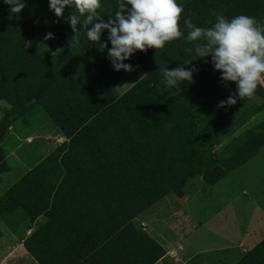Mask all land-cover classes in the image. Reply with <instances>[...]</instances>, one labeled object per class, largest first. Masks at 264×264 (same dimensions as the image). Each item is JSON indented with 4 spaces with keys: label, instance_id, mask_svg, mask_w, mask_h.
Here are the masks:
<instances>
[{
    "label": "trees",
    "instance_id": "16d2710c",
    "mask_svg": "<svg viewBox=\"0 0 264 264\" xmlns=\"http://www.w3.org/2000/svg\"><path fill=\"white\" fill-rule=\"evenodd\" d=\"M177 2L184 8L179 21L184 36L158 50H137L124 61L133 67L138 65L144 75L121 95L113 85L101 81L105 72L108 75V71L103 70L111 65L107 49L102 50L101 44L100 57L95 42L79 50L91 56L96 61L95 66L101 62V67L94 73L86 69L84 79L67 75L63 86L57 84L55 96H70L69 103H75L76 107L50 102L54 95L48 89L49 79L54 77L41 76L39 70L26 82L13 76L7 90L1 77L6 73L14 74L18 65L13 64L8 72H4L8 51L2 52L0 42V100L10 105L8 109L0 108V142L10 124L27 113L28 106L30 110L31 107L37 110L36 106L41 107L44 103L41 109L67 140L34 168L49 167V163L54 162L56 166L51 168H57L61 180H54L52 186L68 180L84 181L92 186L90 199L101 202V215L110 218L112 226L118 222L131 225V219L139 211L168 192L182 194L188 179L195 175L215 183L228 171L249 161L264 144V125H261L248 130L241 137L242 141L226 142L216 154L210 150L211 146L221 144L219 128L226 136L231 135L254 113L264 109V84L258 86L250 99H237L234 105L217 107L219 101L236 93V85L234 82L221 83V73L214 70L210 62L205 63L204 59L192 61L198 70L193 73L192 82L184 81L179 88L166 87L161 73L163 68L171 70L181 66L193 55L189 48L194 47V42L189 43L184 38L189 31L185 19L190 18L198 27H210L216 21L215 11L226 18L248 15L264 24V0ZM116 6L117 0H101L97 12H101V17L107 21ZM14 24L8 8L0 2V35L11 25L18 31ZM104 31L102 35L106 36L101 35V41L110 48L108 31ZM24 43L20 46L26 48ZM43 43L44 40H38L35 48ZM40 49L44 47L41 46L39 52ZM36 54L27 57L29 64H37ZM40 55V58L45 57V54ZM205 59L210 61L211 57ZM120 72L123 75L126 71ZM16 185L1 195V199H6ZM45 198L49 201V193ZM139 232L153 242L143 231ZM25 244L29 245V242L25 241Z\"/></svg>",
    "mask_w": 264,
    "mask_h": 264
},
{
    "label": "crops",
    "instance_id": "0c3cea01",
    "mask_svg": "<svg viewBox=\"0 0 264 264\" xmlns=\"http://www.w3.org/2000/svg\"><path fill=\"white\" fill-rule=\"evenodd\" d=\"M79 30L81 38L72 45L71 26L59 28L45 44L86 55L79 51L87 45L86 31ZM15 122L0 142L18 140L8 154L21 166L5 182L6 155L0 153L5 165L0 170V199L17 184L0 200V224L6 226L0 229V264H264L262 175L238 189L225 182L235 168L215 183L195 175L182 194L168 192L139 211L131 225L112 226L110 218L101 215V202L90 199L92 186L79 180L52 186L54 180H61L57 168H51L56 164L34 168L67 140L53 120L47 115L24 135L15 131ZM239 190L249 193L254 202H235ZM47 193L49 201L43 199Z\"/></svg>",
    "mask_w": 264,
    "mask_h": 264
},
{
    "label": "clouds",
    "instance_id": "9594fccd",
    "mask_svg": "<svg viewBox=\"0 0 264 264\" xmlns=\"http://www.w3.org/2000/svg\"><path fill=\"white\" fill-rule=\"evenodd\" d=\"M4 3L10 6L11 13H20L26 7L24 0H4ZM66 6L74 7L78 14L64 17ZM100 7L101 0H49L50 10L72 28L74 35L70 45L79 40V24L90 41L101 43L102 50L107 49L115 71H133V66L124 61L137 50H158L184 36L179 25L184 8L177 0H117L107 21L98 15ZM213 15L216 21L210 27H198L190 18L184 20L189 30L184 38L189 43L194 42V47L189 48L193 55L181 66L171 70L163 68L161 73L166 87L179 88L184 81L192 82L193 73L198 70L192 61L210 62L214 70L221 73V83L234 82L236 85V93L217 104V107H226L234 105L237 99L252 98L258 86L264 84V24L244 14L226 18L223 13L214 11ZM103 30L108 31L110 48L101 41ZM53 37L49 32L45 39ZM207 57L211 60L205 59Z\"/></svg>",
    "mask_w": 264,
    "mask_h": 264
},
{
    "label": "rangeland",
    "instance_id": "374dc122",
    "mask_svg": "<svg viewBox=\"0 0 264 264\" xmlns=\"http://www.w3.org/2000/svg\"><path fill=\"white\" fill-rule=\"evenodd\" d=\"M0 2L5 8H8L11 18L16 23L14 24V28L17 27L19 29L17 31L13 29V25H11L10 27H5L0 35L2 52L8 51L7 55H5L6 63L4 64V72H8L13 64L18 65L14 74L6 73L1 77L4 84L7 85V90L10 88L9 84L11 83L13 76L16 78H21L23 79V82H26L36 74V71L39 70L41 76H49V78L52 76L54 77L52 80L49 79L50 86L48 89L51 90L52 95H54L52 99H50V102L53 103L57 101L61 102V106L66 105L68 107H76L77 105L75 103H69L70 96H55L57 95V92L55 91V89H57V84L59 86H63L64 82H66L65 77H67V75L77 76L79 79H84L86 77V75H84L85 70L88 69L89 72L94 73L95 70L97 71L100 69L101 62L98 64V66H95L96 61L90 58L91 56L76 53L73 54V49L71 48L50 49L51 47L48 45V43H43L42 45H46V47L49 48L40 49V52L39 48L42 45L35 48L37 41L45 40L47 33L51 32L55 36V32L59 28L70 27L69 23H67L63 18H57L54 11L50 10L49 0H24L26 7L22 9L20 13H11L10 6L5 4L4 0H0ZM68 13L78 14L74 7L66 6L64 17H66ZM98 15L101 17V12L98 13ZM82 18L83 17H81V19ZM77 28L79 34V29H81L79 24L77 25ZM12 33H16L17 35ZM102 33H105V31L103 30ZM102 36L104 37L106 34ZM79 38H81L80 35ZM25 41L26 43H24ZM91 42L93 41H90L86 37L85 44H91ZM23 43L27 44L26 48H24L25 45L20 46ZM95 44L98 46L97 55L100 57L101 43L95 42ZM29 46H34V48H30ZM32 53L33 55L37 53L35 56L38 55L39 60L37 61V64L35 62L33 64H29L31 62L27 59V57ZM40 53L45 54V57L40 58ZM30 67H33V69ZM133 68V71H126L123 75H121L120 71H115L113 67L109 65L105 70H103L108 71V75L105 72V75L102 78L100 77L101 81H104L109 86L113 85L117 94L121 95L129 87L136 84L144 75V71L138 65L134 66ZM256 99L257 98H255L254 101H256ZM42 106H44V103H42L41 107L39 105L36 106L40 110H36L35 113H32L31 111L34 110L35 107H31L30 110L28 109L30 106H28V108L25 110L27 113L24 116L16 119L15 131L18 132L19 135L30 133L36 126L41 124L43 120L47 118L46 112L43 111L44 109H41L43 108ZM9 107L10 105L6 104L3 100H0V108L8 109ZM261 125H264V110L254 113L253 116L244 121V123L231 135L226 136L223 129L219 128L218 134L219 138L221 139V144L211 146L210 150H213L216 154V152H218V150H220V148L226 142H229L230 140H234V142H239V140L242 141L241 137L244 136L248 130L256 127L260 128ZM14 137L17 136L14 135ZM17 143L18 140L12 138L8 141L0 143V153L2 152L6 155L5 164L8 168L5 170V172L8 173L6 175L5 182L13 179L19 172V169H21V166L15 157H13L11 154H8L9 150H11V148H13ZM258 152L259 153L253 159L251 158L243 165L230 171L227 175L228 180L225 179V182L238 189V186L244 185L245 183L248 185L252 184V180L260 175L264 177V144L260 147ZM4 167V163H0V170ZM168 195L175 196L173 193ZM234 200L237 203L243 201L254 202V199L250 198L249 193L245 191L243 193L242 190H239L238 196ZM5 228L6 226L0 224V229Z\"/></svg>",
    "mask_w": 264,
    "mask_h": 264
}]
</instances>
